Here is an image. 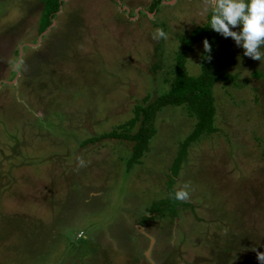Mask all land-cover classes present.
Wrapping results in <instances>:
<instances>
[{
  "label": "rangeland",
  "instance_id": "obj_1",
  "mask_svg": "<svg viewBox=\"0 0 264 264\" xmlns=\"http://www.w3.org/2000/svg\"><path fill=\"white\" fill-rule=\"evenodd\" d=\"M208 2L63 0L38 34L42 0H0V264H258L264 46L252 67L229 66L224 53L218 69L242 85L215 83V132L190 144L176 174L194 122L180 107L159 111L129 171V141L82 144L167 89L178 37L206 23ZM202 51L186 56L190 76ZM170 177L189 191L172 217L154 206Z\"/></svg>",
  "mask_w": 264,
  "mask_h": 264
},
{
  "label": "trees",
  "instance_id": "obj_2",
  "mask_svg": "<svg viewBox=\"0 0 264 264\" xmlns=\"http://www.w3.org/2000/svg\"><path fill=\"white\" fill-rule=\"evenodd\" d=\"M62 1L42 0V10L38 19L39 23H37L38 34H42L51 25L52 19L59 11ZM207 26L206 21L203 25L193 27L187 35L178 37L179 48L172 54L174 62L169 72L171 78L168 80L169 85L167 89H154L155 92L151 94L153 96L152 101L148 103V97L146 96L143 99V104H135L129 120L107 133L86 139L82 144L110 139L129 141L131 143V152L126 160V169L129 171L133 165L139 163L140 159L148 151L149 142L155 133L153 121L159 111L180 107L185 110L188 117L194 119V122L190 133L179 144L177 154L170 166L172 172L176 174L183 157L187 156L190 144L203 136H209L215 132V83L221 81L228 82L230 80L235 86L242 85L235 81V74L225 73L218 69L219 66L224 65L223 60L225 59L224 56H226L224 53L229 52L228 60H226L229 66L241 64V62L242 66L248 65L252 67L253 65L251 58L244 56L243 52H241V55H237L238 50L229 51L228 46L224 50L221 47L222 37ZM204 38L208 39L211 51L210 53L201 52L198 62L199 74L190 76L186 68V56L193 51L194 45L201 43V40ZM252 76L259 77V71L252 73ZM135 128L136 130L131 134ZM166 185L167 197L155 202L154 206L160 210H168L169 216L172 217L175 216V210L183 205L181 200H176L171 196L175 192L173 188L174 178L170 177ZM147 219L148 217L144 216L141 223Z\"/></svg>",
  "mask_w": 264,
  "mask_h": 264
},
{
  "label": "clouds",
  "instance_id": "obj_3",
  "mask_svg": "<svg viewBox=\"0 0 264 264\" xmlns=\"http://www.w3.org/2000/svg\"><path fill=\"white\" fill-rule=\"evenodd\" d=\"M203 15L208 28L221 37L231 38L243 50L244 56L260 61L264 46V0H209ZM156 35L162 37L164 33L157 29ZM201 45L204 53H210L207 38L201 40ZM78 163L82 166L84 161ZM187 188L185 184L177 189L171 194L172 198L186 200L189 196ZM260 238H264V234ZM256 260L258 264H264V251L256 252Z\"/></svg>",
  "mask_w": 264,
  "mask_h": 264
},
{
  "label": "water",
  "instance_id": "obj_4",
  "mask_svg": "<svg viewBox=\"0 0 264 264\" xmlns=\"http://www.w3.org/2000/svg\"><path fill=\"white\" fill-rule=\"evenodd\" d=\"M147 256V255H146Z\"/></svg>",
  "mask_w": 264,
  "mask_h": 264
}]
</instances>
